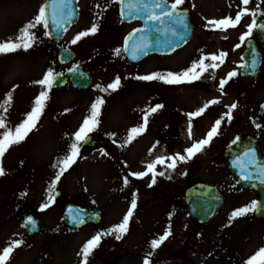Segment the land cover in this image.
Returning a JSON list of instances; mask_svg holds the SVG:
<instances>
[{
	"label": "rangeland",
	"instance_id": "374dc122",
	"mask_svg": "<svg viewBox=\"0 0 264 264\" xmlns=\"http://www.w3.org/2000/svg\"><path fill=\"white\" fill-rule=\"evenodd\" d=\"M111 1L81 0V6L86 12H96L111 9ZM253 1L250 0L246 6L249 11H254ZM31 2L35 0H0V42L9 38L15 40L20 30L34 20L38 13V1L34 6ZM217 4L226 16H235L236 10L231 4H227V9L224 0H219ZM252 19L250 15L244 16V33ZM87 23L79 25L75 34L90 29ZM106 26L108 28L100 36L93 37L98 45L91 43L92 40L87 45H81L90 56L88 64L93 77L92 90L49 91L42 114H50L37 122L23 142L12 145L0 158V166L5 172L0 176V252L11 242L24 240L26 243L13 250L7 264H81L83 245L97 233L103 235L100 244L87 257V264H144L145 258L150 264H245L264 247V224L246 215L229 220L232 212L223 211L208 225L199 227L188 218L183 203L184 190L193 181L201 180L214 183L227 199L228 210L232 205L234 209L240 208L246 198L252 203L253 195L238 188L225 174L221 163L220 149L232 143L236 126L225 125V131L219 127L218 134L202 151L191 158L186 157L184 162H177L175 169L166 167L171 163L167 159L164 165L158 164L155 171L164 175H157L151 187L150 172L143 178L129 176V173L147 171L146 165L156 160L144 162L150 158L149 151L167 141L161 137L153 140L150 135L143 140L139 134L125 143L129 130L139 127V120L132 119H138L139 109L135 108L134 113L129 114L128 106L131 105L121 89L112 94L99 93L96 89L97 85L107 88L117 77L118 69L114 64L121 55L115 54L112 58L108 51L115 53V49H120L122 36L133 27H120L114 21ZM31 32L35 40L27 51L21 48L0 54V103L7 94L12 96L8 111L0 110V115L5 116L6 124L13 128L22 122L35 97L43 90L34 82L42 79L49 69L53 70L51 49L43 26L37 25ZM200 44L203 43L196 40V45L194 41L184 50L185 53L177 54L171 61L174 68L182 71L191 67L193 62H198L200 59L197 58L188 61L190 58L186 52ZM210 61L206 59L205 63ZM239 64L240 61L234 60L231 68L237 69ZM231 68L229 70L234 71ZM140 69L141 65H138L137 72ZM204 80L206 83L207 79ZM197 82L198 79L193 85ZM205 89L200 91L196 85L195 88H180L175 92L173 108L177 112L179 110L180 118H184L182 114L196 112L193 104L198 107L205 103L208 97L203 92ZM97 97L105 102L101 106L98 127L89 134L95 138L96 146L76 159L71 168L63 173L51 192L54 197V193L60 191L61 196L55 199L54 205L50 203L41 211L40 206L48 202L49 185L59 171L58 161L68 154L73 134L89 115L91 104ZM218 117L216 113H211L212 123L206 121L211 128ZM199 140L181 141L177 153L186 156L184 149ZM144 141L146 145H142ZM101 149L106 155L101 153ZM187 171L189 176L184 178ZM125 177L129 181L127 186L124 184ZM133 193H136L137 206L130 217L128 231L117 240L116 234H108V230L121 223ZM68 202L99 208L101 224L78 231H64L61 209ZM23 212L36 213L41 225L39 234L28 236L21 228L20 215ZM165 231H169L170 235L153 250L150 242Z\"/></svg>",
	"mask_w": 264,
	"mask_h": 264
},
{
	"label": "snow or ice",
	"instance_id": "6c2138e0",
	"mask_svg": "<svg viewBox=\"0 0 264 264\" xmlns=\"http://www.w3.org/2000/svg\"><path fill=\"white\" fill-rule=\"evenodd\" d=\"M71 0H50V3L47 5H41L38 9V13L35 16L34 20L26 24L21 30L20 35H18L15 40L12 38H9L5 42H0V54H8L15 52L21 48H23L25 51H27L29 48L32 47V42L35 40V35L31 32V29L35 28L37 25H42L45 29L48 27L49 23V15L51 18V22L53 25L56 26L57 29L62 28L64 24L69 22L72 18V12L69 7ZM116 2H119L124 5V8L122 9V15L125 14V9L127 10V15L129 16H143L145 24H147L149 21L155 24H159L161 26L165 25L166 21H171L172 24H179L183 27V29L187 30V24L185 23L183 13H179L177 10L180 8V6L184 3V0H174L173 3L168 5V0H116ZM241 4L245 7L242 8L240 11H238L235 14L234 18L231 17H225L222 19H216V20H209L207 23L211 25H215L217 29H223L227 30L229 28H235L239 25L241 22V19L245 15H250L252 17H255L256 13L254 11H249L247 9V5L249 4L250 0H240ZM50 8L51 12L49 13L47 9ZM257 27V22L255 19L252 20V23H250L247 26V31L241 35L240 40L244 41L247 36H250L253 29ZM97 31V25L95 23L92 24L91 28L87 31H82L77 34L76 37H74L71 41L72 44H76L81 38L86 37L90 34H95ZM137 32H143L144 29H137ZM156 31L161 33H171L172 37L177 38H183L182 34L178 36L177 30L174 27L163 28L159 27L156 28ZM45 35H48L47 31L45 32ZM131 35V34H130ZM169 44L172 43V40L169 39L167 41ZM129 44L130 41L128 38H125V44H124V50H129ZM147 47V42L142 37L140 41H133L131 42V52L133 59L137 58V53L142 52L144 48ZM239 47V45H237ZM121 52V49L117 48L115 49V54L119 55ZM227 54L224 52H221L219 55H212L210 57H201L198 62H193L191 67L185 69L184 71L174 73V72H166V73H158L153 72L149 75H143V76H137L135 79L142 80V81H153L158 80L162 81L164 84H181L185 82H192L194 80H197L200 78V75L206 71H208L210 68L215 70L219 63H223V58ZM210 59L212 63L206 64L205 60ZM256 60L252 61V67L253 69L256 67ZM241 68L247 67V65H240ZM198 69V71H197ZM237 73L235 71L229 72L226 79H222L220 81V88L223 89L224 85L228 82V79H231L232 77H235ZM56 74L49 69L43 76L42 79L35 81V84H38L42 87V91L39 92V94L35 97L33 101V105L31 107V110L26 113L24 119L22 122L15 125V127H9L6 124V117L3 115H0V158L4 156V154L8 151V149L12 145L20 144L25 140V138L28 136V134L35 128L37 122L39 121L45 105L49 99V90L53 86V83L55 81ZM121 86L120 77L117 76L112 83L107 85V89H112L113 91L117 90ZM97 88L100 91H106L105 88L101 87L100 85H97ZM12 96L11 93L7 94L5 97L3 103H0V110L3 112L8 111V105L11 104ZM104 100L100 97H97L96 100L91 104L89 115L86 116L80 125L79 129L73 134V143L69 145V151L68 154L64 157L60 158L58 161L59 164V171H57L55 178L52 179L50 185H49V197L48 202L45 204H42L40 206V210H45L49 204L53 201L54 197L51 195V192L55 190L57 186V182L61 179V176L64 172H66L71 166L76 162V158L79 155L80 146L83 142L86 141L89 134L93 132L99 124V116L101 112V106L104 104ZM218 103L216 100L209 101L208 104H206L203 108L199 109L197 112L189 113V138H191V119L192 117H196L201 115L205 109L208 107L209 104H215ZM163 107L160 104H156L154 107L150 108L145 112L144 115V123H147L148 115L151 113L156 112L158 109ZM237 107L236 104H232L229 108V113L226 114L227 118L230 120L231 117V111ZM223 119V118H222ZM221 125V119H217L214 123V126L211 128V130L206 134V138L201 139L199 141L193 142L191 147L185 148L184 153L185 155H181L180 153L175 154L174 156H169L167 158L164 157H158L155 161L152 163L146 165L147 171L143 172H137V173H129V176H135L137 178H143L149 174V172L152 174L151 183L149 184V187H151L156 182V176L157 175H164L163 172L157 173L155 171L156 166L164 165L165 159L168 161H171V163L166 164V167L169 169H175L177 162H184L186 157L191 158L194 154L200 152L203 150L205 146H207L212 138L218 134V129ZM257 128L260 127L259 124L256 125ZM143 131V125L140 127H134L129 130V136L125 143L133 139L136 135H139ZM233 143H236L234 140ZM102 154L104 153V150H100ZM246 157H249L248 164L251 166H255L256 160H255V152L249 151L245 153ZM53 167H57V165H53ZM241 172H242V179L248 180L251 178V173H248L247 175H244L243 173L247 171V168L243 163L240 164ZM257 171L264 176V167H260L257 169ZM5 175L4 169L2 166H0V176ZM128 178H124V184L127 186L128 184ZM137 206V199H136V193L132 194L131 204L127 211V213L123 216V219L121 223L114 225L111 229L108 230V234L115 233V238L117 240L121 239V236L125 234L128 231L129 221L130 217L133 215V210ZM257 209V202L253 201L251 205H246L244 207H240L235 209L230 217L229 220H232L237 217H241L246 215L248 212L255 211ZM75 223H83V220H81L79 217L74 221ZM28 223L34 225V221L31 217L28 218ZM103 233H97L95 236H93L91 239H89L82 247L81 254L83 256V259L81 261V264H87V257L91 254V252L100 244V239ZM170 235L169 231H165L163 235H161L158 239H153L151 243V247L153 250L158 248L160 244ZM21 241H14L9 244V246L4 247L2 252H0V264H7V261L10 259V256L13 252V250L21 245ZM150 255V254H149ZM144 264H150V261L148 258H145ZM245 264H264V247L260 248L255 255L251 256Z\"/></svg>",
	"mask_w": 264,
	"mask_h": 264
},
{
	"label": "flooded vegetation",
	"instance_id": "af4514ba",
	"mask_svg": "<svg viewBox=\"0 0 264 264\" xmlns=\"http://www.w3.org/2000/svg\"><path fill=\"white\" fill-rule=\"evenodd\" d=\"M173 2L174 0H168L169 5ZM217 2H219V0H184V3L179 8V10H184L189 13L193 25V38L186 47L190 46L194 41L196 45V40L203 43L194 46L191 50L186 52V55L191 61L196 58L200 59L201 57L219 55L221 52L227 54L223 58V63H219V66L215 69L214 76L207 84L206 92L208 97L205 101V105L212 100H216L218 103L209 104L202 113L203 115L192 117L191 135L198 139L206 138V134L211 130L210 125L206 121L212 123L210 115L213 112L219 116L218 119H221L220 130L225 131V125H235L237 128L235 135L238 137L245 135L254 136L258 140L261 152L264 155V124H261V119L264 118V43L258 40L256 36V27L253 29L251 35L247 36L244 41L240 40L241 35L244 33V16L237 27L227 29L226 36L219 35L217 30H213L212 26L214 25L207 23L209 20L235 17L233 15L226 16L222 11V7L218 5ZM224 3L226 9L227 4H231L233 9L236 10V13L243 8L240 0H224ZM252 7L256 13L253 19L256 20L257 25L260 22H264V0H254ZM110 16L111 13L109 11L106 12L102 17V22L106 24ZM247 40H252L255 43L262 57L258 74L251 80H246L240 75V65H242V55L245 51V43ZM79 44L80 42L78 41L74 45L78 46ZM237 45H239V47H237ZM183 49L167 55H150L141 61V69L139 72H137L136 69H132V65H127L126 69L120 71L118 74L121 82L119 89H123V92L127 96L128 103L131 105L130 108L139 109V127L143 125V131L140 135L143 138L150 135L153 139H158L159 137L165 139L167 142L160 146L168 147V150H174V147L179 142L180 136L179 124L181 118L179 116V110L177 112L175 111L176 108H173L175 104V92L180 88L186 90L193 88V86H195L193 85L195 80L192 82L169 85L158 80H137L135 77L149 75L153 72H181L177 70V68H174L171 61L177 54L181 52L185 53ZM183 53L182 55H184ZM234 60L240 61L237 69L231 68V62ZM78 62L82 64V60ZM123 62L124 59H121V66ZM77 65L80 64L77 63ZM229 68L233 69L237 75L228 79V82L224 85L223 89H221L220 81L226 79L229 72H233L230 71ZM67 69L68 68L63 69L61 72ZM54 70L60 71V68L55 65ZM184 70L182 69V71ZM201 78L200 75V79ZM198 86L204 87L202 84H198ZM156 104H160L163 107L149 114L147 123L145 124V112ZM232 104H236L237 107L231 111L230 114L232 118L229 120L226 114L229 113V108ZM205 105L196 107V104H193V107L199 111V109L203 108ZM203 118L205 119L203 120ZM216 120L217 119L214 121ZM197 122L201 125H198ZM189 123L190 121L188 118V125ZM257 124L260 125L259 128L256 127ZM219 135L222 136L221 133ZM161 140L162 139H160V141ZM169 141H171L170 145ZM220 150L223 151L222 148ZM197 165L198 164L195 166Z\"/></svg>",
	"mask_w": 264,
	"mask_h": 264
},
{
	"label": "water",
	"instance_id": "95a60500",
	"mask_svg": "<svg viewBox=\"0 0 264 264\" xmlns=\"http://www.w3.org/2000/svg\"><path fill=\"white\" fill-rule=\"evenodd\" d=\"M50 3V0H44V5ZM72 18L69 22L63 25L62 28L57 29L55 25L52 24L51 18L49 15L50 23L48 24L47 31L50 37L55 41L59 42L63 32L68 29L73 23H75L77 19V8H76V0H71L69 5ZM124 5L118 2V11L119 17L122 22H131V21H144L143 16H129L127 15V10L125 9V14L122 15V9ZM47 11L50 13L51 9L48 8ZM181 13V12H179ZM185 23L187 24V30L185 31L183 27L179 24H172L171 21H166L165 25L161 26L158 23L153 25L151 21L147 23V27L150 30L153 27H163L167 28L169 25L174 27L177 30L178 36L182 34V39L177 37H172L171 33H164V41L162 45L153 43L151 41H147V47L144 48L142 52L137 53V58L133 59L131 52V42L140 41L141 38H144V32H137L134 30L130 34H128L125 38H128L130 41L129 50H124L125 39L123 42V51L125 56L130 62H138L144 56L149 55L151 53H162L166 54L171 51L178 49L183 46L191 37V24L187 18H184ZM141 29V28H139ZM171 39L172 43L169 44L167 41ZM67 52L62 51V60L61 62H66L72 59V55H66ZM245 64L247 67L243 68L245 75L253 76L255 71L259 65V57L252 49H248L244 56ZM256 60V67L253 69L252 61ZM71 80L72 84L78 88H87L90 84V78L87 73L82 72L80 69H76L71 73L66 74ZM58 77L55 78L57 81ZM54 81V82H55ZM64 80L61 79L57 85H62ZM87 139L84 143L83 147H90L91 144L86 145ZM92 143V142H91ZM254 151L255 152V166H251L248 164L249 157L245 156L246 152ZM243 163L247 168V171L244 172V175L251 173V178L248 180L242 179V172L240 164ZM225 165L228 173L232 176V178L243 188L248 189L260 197V202L257 205L256 217L260 220H264V176H262L257 169L260 167H264V159L261 157L257 144L252 139H239L234 146H232L225 154ZM185 205L187 207L188 214L192 217V219L199 225L206 224L209 220H211L221 209L223 206V198L219 194V192L209 186L198 184L190 188L186 191L185 195ZM30 215H23L22 217V225L25 227L30 233H35L38 230L37 221H35L32 217V220L35 222L34 225L28 223V218ZM79 217L83 220V223H75L74 221ZM63 222L66 226L71 228H79L88 223H99V215L97 211H85L82 209H78L75 206L68 205L64 208L63 211Z\"/></svg>",
	"mask_w": 264,
	"mask_h": 264
},
{
	"label": "bare ground",
	"instance_id": "6f19581e",
	"mask_svg": "<svg viewBox=\"0 0 264 264\" xmlns=\"http://www.w3.org/2000/svg\"><path fill=\"white\" fill-rule=\"evenodd\" d=\"M157 157V155H155Z\"/></svg>",
	"mask_w": 264,
	"mask_h": 264
}]
</instances>
